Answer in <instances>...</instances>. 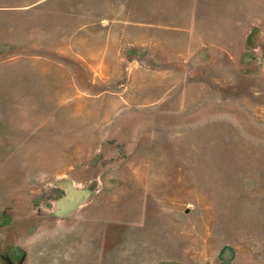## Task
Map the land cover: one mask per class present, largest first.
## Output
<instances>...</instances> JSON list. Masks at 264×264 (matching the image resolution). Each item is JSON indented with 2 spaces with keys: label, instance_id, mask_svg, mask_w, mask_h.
Instances as JSON below:
<instances>
[{
  "label": "rangeland",
  "instance_id": "rangeland-1",
  "mask_svg": "<svg viewBox=\"0 0 264 264\" xmlns=\"http://www.w3.org/2000/svg\"><path fill=\"white\" fill-rule=\"evenodd\" d=\"M0 264H264V0H0Z\"/></svg>",
  "mask_w": 264,
  "mask_h": 264
},
{
  "label": "crops",
  "instance_id": "crops-1",
  "mask_svg": "<svg viewBox=\"0 0 264 264\" xmlns=\"http://www.w3.org/2000/svg\"><path fill=\"white\" fill-rule=\"evenodd\" d=\"M101 244H103V243H101ZM116 263V262H115Z\"/></svg>",
  "mask_w": 264,
  "mask_h": 264
}]
</instances>
